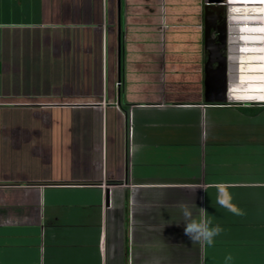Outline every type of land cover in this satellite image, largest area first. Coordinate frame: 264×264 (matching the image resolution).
Masks as SVG:
<instances>
[{
  "label": "crops",
  "instance_id": "0c3cea01",
  "mask_svg": "<svg viewBox=\"0 0 264 264\" xmlns=\"http://www.w3.org/2000/svg\"><path fill=\"white\" fill-rule=\"evenodd\" d=\"M227 24L229 98L264 103V5ZM202 37L199 0H0V264H264V104L205 102ZM40 53L57 73L18 78ZM181 202L223 229L212 246Z\"/></svg>",
  "mask_w": 264,
  "mask_h": 264
},
{
  "label": "water",
  "instance_id": "95a60500",
  "mask_svg": "<svg viewBox=\"0 0 264 264\" xmlns=\"http://www.w3.org/2000/svg\"><path fill=\"white\" fill-rule=\"evenodd\" d=\"M226 3V0H205L204 3V50L208 54L204 64V98L206 103L215 105H224L228 93L227 58H219L220 50L227 42L228 24L226 16L222 25L215 28L213 24L216 22V17L212 12L226 13ZM117 4L120 6V0H117ZM212 30L217 34V44H214L211 38Z\"/></svg>",
  "mask_w": 264,
  "mask_h": 264
},
{
  "label": "clouds",
  "instance_id": "9594fccd",
  "mask_svg": "<svg viewBox=\"0 0 264 264\" xmlns=\"http://www.w3.org/2000/svg\"><path fill=\"white\" fill-rule=\"evenodd\" d=\"M217 189L216 203L221 207L226 208L228 211L236 215H244V212L239 209L235 204L231 203V195L228 193L229 185L225 183H217L214 185ZM225 194L227 196V203L224 202ZM180 209L184 224V234L190 238L192 243H199L202 247L206 244L212 246L214 238L218 236L223 229L218 224H213L212 218L204 208H197L192 202H181L177 205ZM195 210V212H194ZM231 259V256L227 257ZM153 264H159L156 260Z\"/></svg>",
  "mask_w": 264,
  "mask_h": 264
},
{
  "label": "rangeland",
  "instance_id": "374dc122",
  "mask_svg": "<svg viewBox=\"0 0 264 264\" xmlns=\"http://www.w3.org/2000/svg\"><path fill=\"white\" fill-rule=\"evenodd\" d=\"M39 1H42V0H39ZM204 3H205V0H199V11L200 12H202V8H203ZM261 4L264 5V0H228L227 5L228 6H235V5H239V6L242 5L243 6V5H261ZM22 7H25V4H23ZM29 16L30 17L27 18L28 21H38L39 20L38 18H37L38 19L37 20L32 15H29ZM19 20H21V18H18V21ZM22 39L23 38L18 37V41L22 40ZM29 40H30V38H26V39H24V42L29 41ZM18 45H20V44L18 43ZM18 55H21V54H18ZM38 56H39V53H38ZM227 56H228V50H227ZM46 57H47L46 54L40 53V63L35 68H33V65H32V67H30L31 66L30 61H25L26 57H23V58L19 57L20 59L18 58V78H20V77H31V76H35V75H38L39 77H47V76L52 75L53 72H54L53 74L55 75L57 73L56 68L59 66V63H61V61L59 62V60L49 59L48 63H47L48 64L47 65L48 68H47V67H45L46 64H45V66H43V63H42V61H45ZM23 90H24L23 87L18 86V93L22 92ZM28 91L29 90H24L22 93H25V92L29 93ZM247 103H256V102H247ZM3 119L6 120V118H0V123L3 121ZM31 120H32V118H31L30 114L18 112V128L20 126H22L24 128V129H22L23 130L22 133L20 132V130H18V143L27 141L26 136L30 135L29 133H27V130L30 129V125L32 123ZM26 153H27V150H26ZM21 155H18V165H20V166H18V174L26 175L29 173V164L27 161V157L26 156L21 157Z\"/></svg>",
  "mask_w": 264,
  "mask_h": 264
},
{
  "label": "flooded vegetation",
  "instance_id": "af4514ba",
  "mask_svg": "<svg viewBox=\"0 0 264 264\" xmlns=\"http://www.w3.org/2000/svg\"><path fill=\"white\" fill-rule=\"evenodd\" d=\"M227 4H228V0H227ZM212 13H213V16L216 17V22L213 24V26L215 28H218L225 21V17L227 16V14L226 13L217 14L216 12H212ZM202 18H203V26H204V5H203V8H202ZM210 35H211V38L214 40V44H217V40H216L217 34H216L215 30H212ZM202 41H203V49H204V36L202 37ZM227 47H228V44L226 42L224 48L220 50L219 58H221V57H226L227 58ZM204 53H205V60H207V55L208 54H207V52L205 50H204ZM227 64H228V67L230 68L231 63L228 61V58H227Z\"/></svg>",
  "mask_w": 264,
  "mask_h": 264
},
{
  "label": "built area",
  "instance_id": "2783aa9c",
  "mask_svg": "<svg viewBox=\"0 0 264 264\" xmlns=\"http://www.w3.org/2000/svg\"><path fill=\"white\" fill-rule=\"evenodd\" d=\"M228 58V56H227ZM121 86V83L120 82H117L116 83V87H120ZM264 103H243V102H235V101H231L228 97V93H227V96H226V103L224 105L226 106H231V105H237V106H243V105H263ZM130 130V128H129Z\"/></svg>",
  "mask_w": 264,
  "mask_h": 264
},
{
  "label": "bare ground",
  "instance_id": "6f19581e",
  "mask_svg": "<svg viewBox=\"0 0 264 264\" xmlns=\"http://www.w3.org/2000/svg\"><path fill=\"white\" fill-rule=\"evenodd\" d=\"M227 1V0H226ZM229 6L227 5V3H226V8H228ZM226 13H227V9H226ZM230 35H229V32L227 33V44H228V47H227V50H228V61H230V58H231V53H230V49H229V47H230ZM229 75H230V68L228 67V81H229V84H228V97H229V87H230V85H231V82H230V77H229ZM230 99V98H229ZM231 100V99H230ZM236 102V101H235ZM238 102V101H237ZM243 103H247V102H243Z\"/></svg>",
  "mask_w": 264,
  "mask_h": 264
},
{
  "label": "snow or ice",
  "instance_id": "6c2138e0",
  "mask_svg": "<svg viewBox=\"0 0 264 264\" xmlns=\"http://www.w3.org/2000/svg\"><path fill=\"white\" fill-rule=\"evenodd\" d=\"M224 202L227 203V196H226V194H225V200H224Z\"/></svg>",
  "mask_w": 264,
  "mask_h": 264
}]
</instances>
